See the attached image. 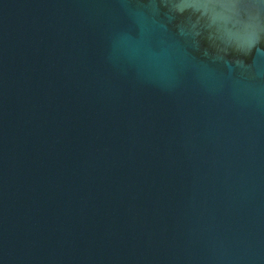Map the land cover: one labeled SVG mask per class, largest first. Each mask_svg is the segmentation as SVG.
<instances>
[{
  "label": "water",
  "instance_id": "obj_1",
  "mask_svg": "<svg viewBox=\"0 0 264 264\" xmlns=\"http://www.w3.org/2000/svg\"><path fill=\"white\" fill-rule=\"evenodd\" d=\"M0 264H264V0H0Z\"/></svg>",
  "mask_w": 264,
  "mask_h": 264
}]
</instances>
